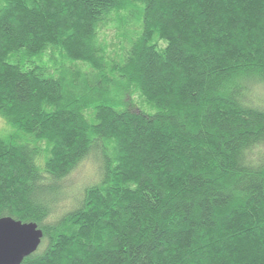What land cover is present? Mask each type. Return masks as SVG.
Listing matches in <instances>:
<instances>
[{"label": "trees", "instance_id": "obj_1", "mask_svg": "<svg viewBox=\"0 0 264 264\" xmlns=\"http://www.w3.org/2000/svg\"><path fill=\"white\" fill-rule=\"evenodd\" d=\"M0 121L22 264H264V0H0Z\"/></svg>", "mask_w": 264, "mask_h": 264}, {"label": "water", "instance_id": "obj_2", "mask_svg": "<svg viewBox=\"0 0 264 264\" xmlns=\"http://www.w3.org/2000/svg\"><path fill=\"white\" fill-rule=\"evenodd\" d=\"M44 234L34 223L0 219V264H22L36 253Z\"/></svg>", "mask_w": 264, "mask_h": 264}, {"label": "rangeland", "instance_id": "obj_3", "mask_svg": "<svg viewBox=\"0 0 264 264\" xmlns=\"http://www.w3.org/2000/svg\"><path fill=\"white\" fill-rule=\"evenodd\" d=\"M104 35H107V37L110 41H114V40L118 41V31L116 28H109L108 31H105ZM2 129H7V127L2 121H0V130H2ZM92 174H94V171L89 170V165H87L86 168H84L82 170V173L79 174V176L77 178V184L80 183L79 177L81 178V181L83 182L85 178L87 181V177H89Z\"/></svg>", "mask_w": 264, "mask_h": 264}]
</instances>
